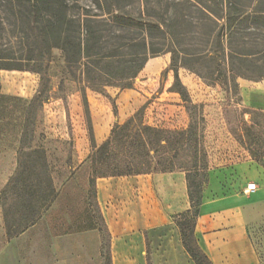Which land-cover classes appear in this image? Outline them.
<instances>
[{
	"label": "rangeland",
	"instance_id": "rangeland-1",
	"mask_svg": "<svg viewBox=\"0 0 264 264\" xmlns=\"http://www.w3.org/2000/svg\"><path fill=\"white\" fill-rule=\"evenodd\" d=\"M251 1L245 0L246 3ZM68 2L72 7L77 5L103 14L92 0ZM262 2L264 6V0ZM120 4L122 12H130L134 18L146 13L139 0H121ZM103 8L106 10L107 6L103 4ZM73 12L79 10L74 8ZM1 16L7 19L3 54L37 58L39 53H31L13 34L11 14L2 13ZM105 18L107 16L102 17L104 20L97 30L101 40H117L119 36V40L143 37L141 27L124 32ZM170 63V53L150 58L130 88L105 87L108 97L75 79L63 52L54 48L48 66V86L33 104L41 83L40 74L0 70V134L5 135V140H0V192L19 168V179L36 186L37 190L42 189L43 196L52 192L50 181L53 191L59 192L44 208L42 228L32 235L34 253L30 252V246L27 248V242L24 243L25 264L106 263V236L91 204L89 182L94 168L100 170L102 166L92 163L90 158L98 157V149L117 124L123 125L137 112L149 126L167 130L188 128L187 105L180 94L171 91L174 72L169 69ZM154 64L159 65L152 66ZM179 76L191 102L197 106L201 142L208 157L203 201L196 219V240L200 247L211 250L218 243L212 242L210 235L231 233L228 240L224 238L228 242L218 247L221 245L236 260L217 254L216 264H264V158L261 157L264 152V97L250 93L253 105L257 106L253 108L244 102L241 79L237 80L238 90L227 92L220 84L210 85L189 69L181 68ZM127 92L130 97L120 102L116 94ZM225 105L237 109L240 118L252 125L251 136L236 131L238 138L230 132L223 118ZM142 179L150 180V177H125L118 181L121 191L131 189L130 203L133 205L142 197ZM251 184L257 185L253 194L247 191ZM16 194L10 193L7 199H0V247L7 237L28 232L33 227L28 226L27 212L20 205L24 200L16 198L20 193ZM152 194L161 211L162 222L148 231L139 229L136 232L148 237L152 264H195L182 249L177 227L182 214L169 215L160 191L155 188ZM121 203L118 199L110 207L120 213ZM196 210L188 195L186 212L194 215Z\"/></svg>",
	"mask_w": 264,
	"mask_h": 264
},
{
	"label": "trees",
	"instance_id": "trees-1",
	"mask_svg": "<svg viewBox=\"0 0 264 264\" xmlns=\"http://www.w3.org/2000/svg\"><path fill=\"white\" fill-rule=\"evenodd\" d=\"M0 1V70L40 74V87L31 104L46 91L48 66L54 48L63 52L75 79L108 97L105 87L128 89L150 58L171 54L169 69L174 72L171 91L180 94L187 105L188 128L167 130L149 126L140 118V112L123 125L117 124L98 149V157L90 158L92 163L102 166L100 170L94 168L89 179L91 204L106 236L105 264H113L112 235L98 203L97 180L185 172L189 199L197 210L194 215L191 211L182 213L177 222L182 246L195 264H214L195 237L208 157L201 142L197 106L191 102L179 70L189 69L210 85L220 84L227 92L238 90V79L263 80V0L250 3L245 0H139L146 8V13L139 18H134L130 12L123 13L121 0H92L103 14L77 5L72 7L68 0ZM103 4L107 6L106 10H103ZM74 8L79 12L74 13ZM2 13L11 14L13 34L31 53L37 51V58H15L3 54L6 51L2 41L7 32V19L1 16ZM103 16L124 32L141 27L143 37L119 40V36L117 40H101L97 30ZM156 38L158 40H154ZM33 45L35 48L32 49ZM203 68L208 69L207 72L202 71ZM114 112L117 114L115 105ZM223 118L236 137H240L236 131L251 136L252 125L240 118L237 109L225 105ZM253 157L257 158V154ZM261 157L264 158V152ZM183 158L186 161L183 162ZM19 170L10 180L9 190L13 196L20 193L15 197L24 200L20 205L27 212L28 226H33L40 218V210H44L59 192L53 191L50 181L52 192L43 196L42 189L37 190L36 186H29L28 182L19 179ZM191 215L193 220H190ZM150 251L146 236L147 264H152Z\"/></svg>",
	"mask_w": 264,
	"mask_h": 264
},
{
	"label": "crops",
	"instance_id": "crops-1",
	"mask_svg": "<svg viewBox=\"0 0 264 264\" xmlns=\"http://www.w3.org/2000/svg\"><path fill=\"white\" fill-rule=\"evenodd\" d=\"M154 64L152 66H157ZM240 88L242 97L248 106L257 108L253 105L250 93H258L264 97V79L258 82L241 79ZM109 94V92H108ZM118 95L120 102L124 103L131 94L129 92ZM138 108V106H136ZM126 119L124 120V122ZM7 137V136H6ZM0 140H5V135L0 134ZM134 178L150 177V180H140L142 197L136 204L130 203L131 189L121 191L119 189V180L121 178H103L97 180V199L106 223L112 235V258L113 264H147L146 260V238L142 234H136L141 231H148L162 222L161 211L155 203L154 195L152 194L155 188L160 191L165 203L168 205L169 215H179L187 210L188 188L186 173L175 171L171 173L153 174L133 176ZM126 177V178H133ZM10 180L3 186L0 192V199H7L10 194ZM121 200L122 211L118 213L115 207L110 205L117 200ZM4 205V203H2ZM40 218L37 219L33 227L28 232L15 233L7 237L0 247V264H25L24 243L27 242V248L30 246V252L34 253L32 235L40 231L44 221V210H40ZM33 233V234H29ZM231 233L222 234L216 233L209 236L212 242L218 243L215 248L207 250L206 246H201V249L208 255L214 264L219 256H224L230 260L233 254L225 252L221 245L227 243ZM28 237V238H27ZM27 239V241H26ZM220 245V247H218ZM26 246V245H25ZM222 250H221V249ZM248 248V247H247ZM185 250L184 248H182ZM221 250V251H220ZM249 256V249H247ZM217 256V257H215ZM217 258V259H216ZM236 260V259H235Z\"/></svg>",
	"mask_w": 264,
	"mask_h": 264
},
{
	"label": "built area",
	"instance_id": "built-area-1",
	"mask_svg": "<svg viewBox=\"0 0 264 264\" xmlns=\"http://www.w3.org/2000/svg\"><path fill=\"white\" fill-rule=\"evenodd\" d=\"M247 191L249 194L255 193L257 191V185L256 184L249 185Z\"/></svg>",
	"mask_w": 264,
	"mask_h": 264
}]
</instances>
